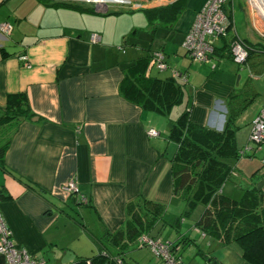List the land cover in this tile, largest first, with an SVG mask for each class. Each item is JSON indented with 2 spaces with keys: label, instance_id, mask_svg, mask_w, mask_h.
Instances as JSON below:
<instances>
[{
  "label": "crops",
  "instance_id": "crops-1",
  "mask_svg": "<svg viewBox=\"0 0 264 264\" xmlns=\"http://www.w3.org/2000/svg\"><path fill=\"white\" fill-rule=\"evenodd\" d=\"M174 1L155 0L132 10L113 5L99 12L76 1L0 0V22L12 25L10 34L0 32V110L22 94L34 114L17 125L0 124V145L8 142L0 165V210L14 244L45 264H73L101 252L106 232L124 222L130 202L160 203L171 221L185 208L181 196L174 195L177 144L168 138L169 120L120 93L130 61L162 52L168 66L163 76L172 70L186 75L190 121L216 130L223 127L234 88L248 87L245 95L255 97L234 122L236 147L247 142L264 105V50L251 51L245 64L238 65L227 55L223 40H217L207 62H193L182 43L206 0H187L174 20L160 24L153 10ZM235 2L230 0L226 9L236 35L258 47L264 44L240 0L241 21L250 37L238 31ZM149 63L148 72L163 77ZM149 128L158 135L148 136ZM239 177L235 171L230 179ZM228 180L221 191L236 199ZM69 181L86 204L63 189ZM200 207L195 218L191 213L181 219L178 231L167 225L155 228L150 238L173 243L184 264L185 254L198 259L197 264H204V255L220 264H248L235 242L220 245L196 228ZM185 238L188 245L181 242ZM132 246L143 248L137 239L127 244L125 259ZM4 262L0 254V264Z\"/></svg>",
  "mask_w": 264,
  "mask_h": 264
},
{
  "label": "trees",
  "instance_id": "trees-1",
  "mask_svg": "<svg viewBox=\"0 0 264 264\" xmlns=\"http://www.w3.org/2000/svg\"><path fill=\"white\" fill-rule=\"evenodd\" d=\"M186 2L187 0H175L153 11L162 24L174 20L185 8ZM227 3H230V0H227ZM223 8L225 10L226 6ZM228 15L231 18L230 12ZM235 36L236 33L229 29L227 37L218 39L223 40V46L230 59L229 42ZM241 40L247 45L248 56L253 50H264L262 43L259 44L261 47H258L246 39ZM152 55L153 53L129 62L119 89L128 101L142 109L166 116L169 120L168 138L177 144V151L172 160L174 195L181 196L185 208L171 221L167 218L165 206L160 203L144 199L130 202L126 206L124 222L114 232H106L102 239L103 250L90 257H79L73 264H128L123 256V248L127 244L135 241L140 235L149 236L155 228L160 230L168 225L178 231L181 219L189 217L197 206H202L203 211L195 226L203 235L216 239L220 245L235 242L242 250L244 261L248 264H264V188L251 185L241 187L243 193L240 199L227 197L221 191L225 182L237 171L236 162L241 157L254 156V151L246 153L243 151L244 147H236L234 122L254 99L255 93L246 96L244 92H248L245 90L248 87L234 88L221 130L196 124L189 119L188 102L191 95L186 77L183 80L174 77L171 71L163 77L151 75L147 68L150 60L154 64ZM9 104L4 110H0V124L17 125L21 120L34 115L22 94L16 96V103L10 101ZM7 146L8 142L0 145V165H3ZM18 179L41 192L28 180L20 177ZM181 242L188 245L187 238ZM169 243L176 257V246ZM109 246L115 250H111ZM206 258L204 255V259Z\"/></svg>",
  "mask_w": 264,
  "mask_h": 264
},
{
  "label": "built area",
  "instance_id": "built-area-1",
  "mask_svg": "<svg viewBox=\"0 0 264 264\" xmlns=\"http://www.w3.org/2000/svg\"><path fill=\"white\" fill-rule=\"evenodd\" d=\"M58 1H76L88 3L94 6L99 12H107L113 5H118L124 9L142 8L144 3L141 0H110L103 3H98L95 0H58ZM250 7L255 11L250 0H247ZM226 0H206L205 4L197 10L195 18L185 34L183 40V47L193 62L201 63L207 62L210 55L214 50V42L220 37H227L228 30L234 28L231 21L228 19L224 12L223 6ZM257 12V11H256ZM258 14V13H257ZM259 15V14H258ZM261 25L264 27V17L259 15ZM255 28V27H254ZM256 29V28H255ZM12 30V25L3 21L0 22V32L8 35ZM264 37V34H260ZM97 36L91 35V39L95 40ZM231 60L236 64L243 65L248 57V48L245 42L238 36H235L229 42ZM152 58L157 70L163 71L168 68L162 52L156 51L153 53ZM172 76L180 79H185L186 75L179 71L172 70ZM148 136H156L158 132L154 128L147 130ZM251 143H255V147H250ZM264 143V105L260 108L257 116L252 122L251 131L247 144L244 146L243 151L249 153L254 148ZM63 189L70 195H77L78 202L86 203L87 199L80 194L79 189L75 182L69 181ZM1 202V194H0ZM139 246H146L150 251L158 256L164 264H184L181 260L176 259L171 251V244L168 241L161 239L150 238L148 235H140L137 238ZM0 254L5 258L4 264H45L44 259L33 257L25 249H22L14 244L11 239V231L9 230L0 210Z\"/></svg>",
  "mask_w": 264,
  "mask_h": 264
},
{
  "label": "rangeland",
  "instance_id": "rangeland-1",
  "mask_svg": "<svg viewBox=\"0 0 264 264\" xmlns=\"http://www.w3.org/2000/svg\"><path fill=\"white\" fill-rule=\"evenodd\" d=\"M95 1H99V0H95ZM152 1H155V0H141V3H144V5H145L148 2H152ZM157 1H159V0H157ZM235 1L236 2L234 5L235 6L234 11L236 13L235 18H236V24L238 26V31L241 33V35L246 36V37H250L248 31L245 28L243 21H241L243 16L241 15V12H239V8L237 6V0H235ZM240 1L242 2V7L244 8L246 14L249 16L250 22H253L254 27L256 28V29H254L253 32H255L257 39H261L262 41H264V39H262L264 37L260 36V34H264V27H262V25H261L260 16L257 14V12L252 7H250V4H248L247 0H240ZM226 3H227V0H226ZM226 3H225V6H228L230 8V5H229L230 3H228V4H226ZM128 10H132V9H128ZM224 12L226 13L228 19L231 21L232 26H233L232 17L231 18L229 17L227 9H225ZM216 41L217 40H215V42ZM160 74H161V76L164 75L162 73V71H160ZM250 131H251V129H250ZM248 138H249V135H248L246 141H248ZM246 144H247V142H246ZM251 146L255 147L256 144L251 143L250 147ZM253 151H251V152H253L254 156H252V157H245L244 156V157H241L236 162V169L239 172L241 177L237 178V180L235 178L228 180V182L233 184V186H234V195H235V197H238L236 199L241 198V195L243 193V189L241 187H246L248 185H251V186H257L259 188H264V143H262L260 146H258L256 148H254ZM242 173H243V175H244V173H245V175L249 174L248 176H246L248 178L245 179L244 177H242L243 176ZM239 180L243 181V182H241L240 188H238V186H239L238 181ZM200 208L201 207L198 206L197 208H195L193 210L191 218H195L198 215V213L201 212L202 208L201 209ZM91 221L92 220H90V222ZM141 249H143V250L141 251ZM93 253H95V252H93ZM127 255H128V257H126V260H128L130 262V264H164L163 261L158 256L153 254L148 247H143V248L137 249L136 246H132V247H130V250H129ZM183 258H184L183 260L186 261L188 264L199 263L198 259L191 260V258L187 254L183 255ZM135 260H136V263L134 262ZM139 260H144V263H140ZM201 261H203L202 258H201Z\"/></svg>",
  "mask_w": 264,
  "mask_h": 264
},
{
  "label": "bare ground",
  "instance_id": "bare-ground-1",
  "mask_svg": "<svg viewBox=\"0 0 264 264\" xmlns=\"http://www.w3.org/2000/svg\"><path fill=\"white\" fill-rule=\"evenodd\" d=\"M110 0H99L96 1L98 3H103ZM252 3V6L256 9L257 13L259 15H262L264 17V0H250Z\"/></svg>",
  "mask_w": 264,
  "mask_h": 264
},
{
  "label": "water",
  "instance_id": "water-1",
  "mask_svg": "<svg viewBox=\"0 0 264 264\" xmlns=\"http://www.w3.org/2000/svg\"><path fill=\"white\" fill-rule=\"evenodd\" d=\"M238 79H239V75H237V79H236V84L238 83ZM204 264H220V262H218L216 259L211 258V257H207L205 259Z\"/></svg>",
  "mask_w": 264,
  "mask_h": 264
}]
</instances>
